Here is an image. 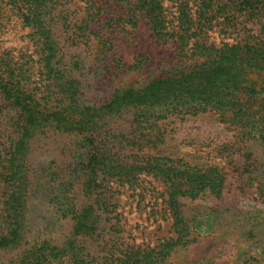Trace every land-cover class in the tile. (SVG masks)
<instances>
[{"label": "rangeland", "instance_id": "obj_1", "mask_svg": "<svg viewBox=\"0 0 264 264\" xmlns=\"http://www.w3.org/2000/svg\"><path fill=\"white\" fill-rule=\"evenodd\" d=\"M1 1L6 3V10H0V54L22 55L20 63L27 67L29 53L38 58V48L28 36L31 30L23 25L17 9H10V0ZM163 3L168 18L175 19L182 4L187 3L189 12L195 13L200 0ZM97 4L101 11L92 22L95 34L91 36L79 28L85 19L80 0H57L53 4L49 15L61 49L59 54L63 55L61 67L68 77L77 80L84 106L127 112L106 113L102 127L90 130L94 143H90L89 136L83 139L86 133H71L54 126L38 130L26 156L18 160L26 161L25 165L15 177H8L2 174L6 165L14 164L5 161V155L17 134L13 126L16 109L0 97V233L6 231L10 217L6 200L12 199V194L15 198L11 203L18 207L17 191L8 195L11 182L17 183V178L25 174L26 187L20 192L22 241L17 248H0V264H17L21 253L35 242L48 239L62 245L73 240L76 221L71 215L62 217L51 199L68 193L75 196L79 208L93 202L87 195L89 171L80 168L81 157L87 160L93 152L100 158L108 154L116 164L127 168L155 155L165 156L164 161L173 160L177 165L217 167L225 177L223 193L216 196L203 191L195 198L182 199L188 230L195 240L176 247L168 264H264V142L259 136L264 132V91L248 104L245 116L249 120L245 124L221 111L207 110L172 113L152 130L135 129L131 126L132 104L128 102L118 109L110 105L117 97L116 90L120 96L128 87H139L161 74L178 71L186 57L178 54L179 42L175 38L158 35L147 18L135 15L133 0H97ZM244 20L241 35L261 32L264 37V7ZM206 31L207 39L218 44L240 37L233 27L219 24ZM251 76L264 85V79L255 73ZM32 77L38 78L33 73ZM108 132L117 137L107 140ZM141 133L149 134L138 141ZM126 172L133 174L128 169ZM138 176L132 185L111 181L109 194L117 204L113 212L116 217L110 221L103 218L96 233L81 237L93 253L102 254L97 253L98 246L114 236L115 241L122 237L124 245L142 248H154L165 239L177 237L166 203V184L153 173L142 171Z\"/></svg>", "mask_w": 264, "mask_h": 264}, {"label": "trees", "instance_id": "obj_2", "mask_svg": "<svg viewBox=\"0 0 264 264\" xmlns=\"http://www.w3.org/2000/svg\"><path fill=\"white\" fill-rule=\"evenodd\" d=\"M56 1H8L10 9H17L16 14L23 25L31 30L28 36L38 48L35 51L38 58L29 53L26 67L25 63H20L24 56L0 54V97L16 109L13 126L17 133L5 155V161H14V164L6 165L4 176L19 174L26 161L18 160L26 156L30 140L38 130L54 126L71 133H86L83 139L89 136L90 143H94L90 130L102 127L106 113L127 112L99 111L96 107L84 106L77 80L68 77L61 67L63 55L59 54L61 49L54 37L49 15ZM80 2L83 3L85 19L79 28L83 34L91 36L95 34L92 22L99 16L101 8L97 6V0ZM133 4L135 15L147 18L158 35L166 39L173 37L179 42L178 54L186 59L178 71L161 74L139 87H128L120 96L116 90L114 97H117L110 105L115 104L118 109L128 102V105L132 104L131 126L144 132L154 129L160 120L167 119L172 113L217 110L241 124L248 122V115L245 116L250 108L248 104L264 91L262 82L251 76L255 73L264 79V37L261 32H246L245 36L241 31L247 21L244 17L260 13L264 0H200L195 13L189 12L188 4L184 3L175 19L168 18L163 0H133ZM5 5L0 2L1 11L6 10ZM218 24L223 28L233 27L240 37L220 44L209 41L206 29ZM32 73L38 78H33ZM108 133L107 140L117 137ZM149 133H141L138 141ZM259 136L264 142V132ZM100 157L93 152L90 158L84 160L86 156H83L80 161V168L89 171L87 195L93 202L79 208L75 196L66 195L68 193L51 199L62 217L71 215L76 221L73 240L62 245L48 239L35 242L21 253L17 264H62L64 261L67 264H168L167 260L176 247L195 240L188 230L182 199L195 198L203 191L220 196L225 186V177L217 167L177 165L173 160L171 163L164 161L165 156L155 155L148 157L145 163H131L127 168L121 163L116 164L108 154ZM115 169L121 171L116 173ZM127 169L133 174L129 175ZM142 171L153 173L166 184V203L177 237L165 239L154 248H142L136 244L124 245L122 237L115 241L114 236L107 244L98 246L100 252H95L102 254L93 253L81 237L96 233L103 218L110 221L116 217L113 212L117 204L112 193L109 194L111 181L132 185L138 181V173ZM22 176L17 178V183L11 182L9 187L8 195L17 191L18 207L11 203L15 198L12 194V199L6 200L10 204L6 207L10 217L6 231L0 233V248H17L23 238L20 192L26 187L25 174ZM53 182L51 179L52 187ZM110 242L113 243L110 245Z\"/></svg>", "mask_w": 264, "mask_h": 264}]
</instances>
